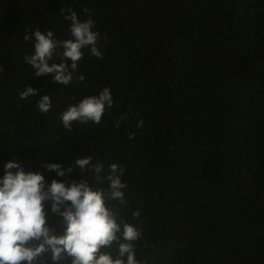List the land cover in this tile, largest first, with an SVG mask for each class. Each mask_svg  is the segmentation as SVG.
Instances as JSON below:
<instances>
[{"label":"trees","instance_id":"obj_1","mask_svg":"<svg viewBox=\"0 0 264 264\" xmlns=\"http://www.w3.org/2000/svg\"><path fill=\"white\" fill-rule=\"evenodd\" d=\"M67 9L95 21L103 58L83 49L65 87L34 77L24 36L71 38ZM104 88L101 123L64 129L60 113ZM86 156L125 169L140 264H264V0H0V178L15 160L76 180L43 165Z\"/></svg>","mask_w":264,"mask_h":264},{"label":"clouds","instance_id":"obj_2","mask_svg":"<svg viewBox=\"0 0 264 264\" xmlns=\"http://www.w3.org/2000/svg\"><path fill=\"white\" fill-rule=\"evenodd\" d=\"M65 11L71 38L59 40L53 31L42 32L37 27L24 36L33 44L32 54L25 55L24 61L35 78L51 74L54 83L67 87L83 58V49L103 57L97 46L101 34L94 31L95 21H81L75 11L61 10ZM85 12L91 15L88 9ZM56 60L63 62L49 63ZM84 79L83 75L78 77L81 82ZM38 94L29 86L19 92V98L27 100ZM112 106L111 90L104 88L99 95L70 105L59 119L69 132L74 123L99 125L106 108ZM37 108L47 114L52 108L50 96H41ZM143 124L140 120L137 126L142 128ZM43 167L61 178L75 173L78 179L48 183L42 173L26 170L22 162L10 160L4 165L0 178V264H140L137 245L142 230L123 215L128 187L122 181L125 169L112 163L105 170L92 156L77 157L66 169L60 163H45ZM50 215L57 218L56 224L50 222ZM140 215L136 210L132 218Z\"/></svg>","mask_w":264,"mask_h":264}]
</instances>
